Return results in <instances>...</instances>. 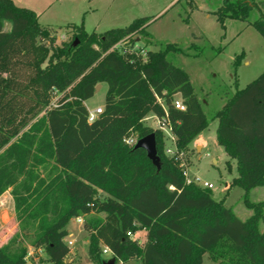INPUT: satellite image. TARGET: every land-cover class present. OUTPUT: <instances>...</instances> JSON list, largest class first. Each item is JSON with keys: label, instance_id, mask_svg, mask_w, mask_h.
Listing matches in <instances>:
<instances>
[{"label": "trees", "instance_id": "16d2710c", "mask_svg": "<svg viewBox=\"0 0 264 264\" xmlns=\"http://www.w3.org/2000/svg\"><path fill=\"white\" fill-rule=\"evenodd\" d=\"M252 9L259 15L251 24L264 38V0H222L215 13L223 25L225 18L245 20ZM70 26L72 39L49 53L37 39L54 37L37 14L0 0V195L10 188L18 225L0 243V264H24L28 246L41 247L49 264H68L66 225L88 215L82 225L93 264L108 261L102 245L114 264L133 258L200 264L205 253L215 264H264L258 224H264V201L248 200L252 188L264 186V71L210 117L218 120L216 142L236 163L230 187L243 188L252 210L241 220L212 190L187 183L179 160L165 153L162 130L143 123L153 113L170 129L177 151L209 124L189 75L167 58L183 52L176 43L147 51L143 60L110 48L135 34L149 36L145 18L102 33ZM100 83L107 85L102 112L88 122L85 101ZM53 90L60 93L55 106ZM176 94L184 110L173 105ZM152 132L159 169L125 142ZM139 230L144 242L127 234Z\"/></svg>", "mask_w": 264, "mask_h": 264}, {"label": "rangeland", "instance_id": "374dc122", "mask_svg": "<svg viewBox=\"0 0 264 264\" xmlns=\"http://www.w3.org/2000/svg\"><path fill=\"white\" fill-rule=\"evenodd\" d=\"M13 3L33 10L41 24L49 25L46 27H50L47 29L54 39H37V44L48 47L49 53L72 39L75 29L70 24L82 25L89 33H102L124 28L135 19L145 18L149 36L135 34L125 45L137 47L136 51L144 50L142 56L145 58L149 50H159L167 42L176 43L183 52L168 53L167 58L187 72L209 119L237 90L244 88L264 71V38L251 24L259 15L256 9H252L245 20L225 18L222 25L215 13L222 0H13ZM9 28L10 24L5 23L4 29ZM46 64L47 59L42 66ZM104 92L105 85L94 93L88 104L96 105L103 99ZM175 98L182 101L180 94H176ZM157 121L156 116L149 113L143 123L158 128ZM217 125V119H210L201 134L205 141L195 138L186 149L178 151L181 156L179 165L187 169L189 176L195 175L201 182H211L213 198L222 201L237 217L245 220L252 210L244 204L243 188L230 187L232 178L237 175L236 163L228 162L231 159L216 142ZM162 132L164 150L171 149V152L165 153L172 157L173 151H176L175 139H172L169 128L165 127ZM131 136L135 137V134ZM40 171L46 173L44 169ZM227 183L228 188L225 187ZM7 190L10 192V188ZM97 194L99 198H106L102 191ZM248 200L264 201V186L252 188ZM98 215L103 216L104 213ZM258 224L260 229H264L262 222ZM66 227L71 236L65 237L64 241H74L66 257L67 263L93 264L89 260L88 233L83 225L70 219ZM17 230L13 199L7 194V197L0 198V243L8 240ZM142 237V234L137 235L140 240ZM34 254L43 264H49L41 247L35 249ZM102 258L109 260L111 255H102ZM116 264L143 263L141 259L133 258ZM200 264L214 262L205 253Z\"/></svg>", "mask_w": 264, "mask_h": 264}, {"label": "built area", "instance_id": "2783aa9c", "mask_svg": "<svg viewBox=\"0 0 264 264\" xmlns=\"http://www.w3.org/2000/svg\"><path fill=\"white\" fill-rule=\"evenodd\" d=\"M65 36V35H64ZM63 36V38H64ZM129 41V39H121L119 40L118 42H116L114 45L111 46L110 49H117L119 50L121 53H124V54H132L134 53L135 55H140L142 57L143 60H145V58L142 56V53L144 52V50L142 51H136L137 50V47H129L127 45H125L127 42ZM59 95L60 93L57 91V90H53V100H51V105L55 106L57 104V99L59 98ZM173 105L180 109V110H184V104L182 103L181 100L179 99H174L173 100ZM102 112V107H95L94 109L92 110H88V113H87V121L88 122H92L94 121L98 114ZM159 125H158V128H160L161 130L168 128L166 124L164 123H161L159 120ZM164 126V127H163ZM172 139L174 140V136H172ZM137 138L136 137H127L125 138V142L128 143L129 145H134V143L136 142ZM176 150V148H175ZM165 152L168 153V152H171V149L170 148H167L165 149ZM172 157H175V159H179L181 156L178 154V151H173L172 153ZM184 169V175H185V179H186V182L187 183H195L201 187H204V188H212L213 187V184L211 182H208V181H200V179L197 177V176H189L188 175V171L187 169L183 168ZM75 220L77 223H80V224H83V216H77L75 217ZM127 234L132 237L133 236V233L131 232H127ZM66 244L67 246L70 248V246L73 245V241L72 240H67L66 241ZM37 249V248H36ZM34 251H35V248L31 247V246H28V250H27V253L24 257L25 259V263L24 264H43V262L39 261L38 257L34 254ZM101 253L102 255H111V251L110 249L105 246V245H102L101 247Z\"/></svg>", "mask_w": 264, "mask_h": 264}, {"label": "water", "instance_id": "95a60500", "mask_svg": "<svg viewBox=\"0 0 264 264\" xmlns=\"http://www.w3.org/2000/svg\"><path fill=\"white\" fill-rule=\"evenodd\" d=\"M99 86L100 84L95 86V91L98 90ZM138 148L145 151L147 158L151 160L152 164L155 165L157 169L160 168V156L158 154L156 138L153 132L136 140L133 149ZM105 264H114V259H109Z\"/></svg>", "mask_w": 264, "mask_h": 264}, {"label": "crops", "instance_id": "0c3cea01", "mask_svg": "<svg viewBox=\"0 0 264 264\" xmlns=\"http://www.w3.org/2000/svg\"><path fill=\"white\" fill-rule=\"evenodd\" d=\"M13 1V0H12ZM40 23V22H39ZM41 24V23H40ZM41 25H43V26H47L48 24H41ZM49 26V25H48ZM46 28H50V27H46ZM86 31V30H85ZM103 85H105V92H106V90H107V85H106V83H100V86H99V90L98 91H100L101 89H102V87H103ZM98 91H95V92H98ZM94 92V93H95ZM105 92H104V94H103V99L100 101V102H98L96 105H94V106H91V105H89L88 104V100L90 99H87L86 101H85V105H86V107H87V109L88 110H92V109H94L95 107H103V104H104V96H105ZM146 118H147V116L143 119V121L144 120H146ZM158 122V121H157ZM203 132V131H202ZM202 132H200V134H198V136L196 137V138H200V140H202V142H204L205 140H204V138L202 137ZM195 140V139H194ZM193 140V141H194ZM192 141V142H193ZM231 159V158H230ZM229 162H235V160L234 159H231V161H229ZM225 187L226 188H228L229 187V185H228V183L227 184H225ZM104 193V192H103ZM7 194L8 195H10L11 196V194H10V192L8 191V190H6L4 193H2L1 195H0V198L1 197H3V196H5V197H7ZM106 194V193H105ZM104 216V215H103ZM72 219H74L75 220V217H73ZM78 225H81L80 223H78ZM66 229L67 230H69L67 227H66ZM77 230V229H76ZM78 230H79V226H78ZM77 230V231H78ZM138 234H142V239L140 240V239H138L139 240V242H144L145 241V231L144 230H139V231H137V232H135L134 234H133V237H137V235ZM71 235L70 234H68L66 237H70ZM68 240H71V239H68ZM73 241V240H72ZM88 241V240H87ZM74 242V241H73ZM68 261V259H66V262ZM70 264V263H69ZM215 264V263H214Z\"/></svg>", "mask_w": 264, "mask_h": 264}]
</instances>
